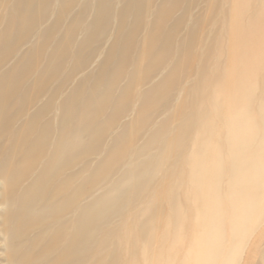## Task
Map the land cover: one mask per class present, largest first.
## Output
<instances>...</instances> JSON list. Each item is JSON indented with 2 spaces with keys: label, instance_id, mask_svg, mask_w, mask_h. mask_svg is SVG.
<instances>
[{
  "label": "bare ground",
  "instance_id": "1",
  "mask_svg": "<svg viewBox=\"0 0 264 264\" xmlns=\"http://www.w3.org/2000/svg\"><path fill=\"white\" fill-rule=\"evenodd\" d=\"M206 1L0 0L8 264H164L188 221L235 213L230 122L264 167V0ZM244 220L264 264V212Z\"/></svg>",
  "mask_w": 264,
  "mask_h": 264
},
{
  "label": "clouds",
  "instance_id": "2",
  "mask_svg": "<svg viewBox=\"0 0 264 264\" xmlns=\"http://www.w3.org/2000/svg\"><path fill=\"white\" fill-rule=\"evenodd\" d=\"M225 136L228 159L235 164V199L243 211L227 224L209 220L190 237H181L178 264H251L248 257L255 249L256 237L244 217L257 210L264 212V200L258 201L251 191V186L264 176V167L247 156L242 125L230 122Z\"/></svg>",
  "mask_w": 264,
  "mask_h": 264
},
{
  "label": "rangeland",
  "instance_id": "3",
  "mask_svg": "<svg viewBox=\"0 0 264 264\" xmlns=\"http://www.w3.org/2000/svg\"><path fill=\"white\" fill-rule=\"evenodd\" d=\"M229 1V4L230 3H233L234 2V0H228ZM198 2H199V7H198V10L194 13V18L195 17H198V16H203L204 15V13H206V9H205V7H206V4L208 3L206 0H198ZM179 14H177V16H178ZM177 16H175V17H177ZM208 27H206V28H204V29H200V32L199 33H201V35H202V32L203 33H206V32H208ZM201 35L199 36V37H201ZM261 88H262V85L261 84H257L256 85V87H255V89H256V94L258 95V93H259V91L261 90ZM258 92V93H257ZM256 95V96H257ZM175 110H176V107H175V105L174 104H172V108L170 109V111H169V114L171 115V114H173L174 112H175ZM160 118H163V115H161V117H157L156 119H154V122L155 123H157L156 125H159L160 124V121L159 122H157ZM250 120V119H249ZM251 121V120H250ZM247 126L248 127H250L249 126V124H247ZM255 131H254V129L252 128L250 131H249V129H248V133H246V135L248 134L249 135V133L250 134H253ZM141 145V141H138L136 144H135V147H139ZM89 161L90 162H95V158H90L89 159ZM262 182H264V177H263V180H262ZM251 191H252V193L254 194V195H258V194H260V196L262 195V193L264 194V186H263V188L261 187V189H259L258 191H255V189H253V188H251ZM257 192H258V194H257ZM263 197H262V200H264V195H262ZM225 200L224 201H228V200H230V202L229 203H232V201L234 200H236L235 199V196H233V197H230V199H228V200H226V198H224ZM236 202V201H235ZM228 203V202H227ZM235 207L237 208L236 209V211H235V213L233 212V210H231L232 208L230 207V209H226V207L225 208H222V209H219V210H217V209H214L213 207H208L207 209H206V212L208 213V215L210 216L211 215V218L209 219V220H214V221H219V222H222V223H225V224H227V223H229L232 219H233V217H234V215H236V214H238V213H236V212H242L243 210L238 206H236L235 205ZM234 208V207H233ZM214 209V210H213ZM239 212V213H240ZM208 220V221H209ZM208 221H206V222H208ZM252 226V225H251ZM192 227H193V223L191 222V221H188L187 223H186V225H185V227H184V233H183V236L182 237H184V238H188V237H190V235L192 234ZM263 228V227H262ZM254 232H255V236L256 235H259L260 234V229H258V231L256 230L255 231V229H254ZM179 241H180V239L177 241L178 242V248H174V251H172V252H167V253H165L164 254V256H163V258H164V264H178V257L182 254V249H181V247H180V244H179ZM2 244H4L3 243V240H1L0 239V264H8L7 263V261H5V254H4V251H3V246H2ZM261 247H263L264 248V244L261 246ZM260 254L261 253H257V254H255L254 255V257L252 258V260H251V264H260V262H259V259H260ZM123 258V254L120 256V259H122ZM139 263L140 264H142V262H140L139 261ZM150 264V263H149Z\"/></svg>",
  "mask_w": 264,
  "mask_h": 264
}]
</instances>
